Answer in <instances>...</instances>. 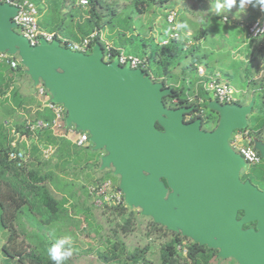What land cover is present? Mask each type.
<instances>
[{
  "label": "water",
  "instance_id": "95a60500",
  "mask_svg": "<svg viewBox=\"0 0 264 264\" xmlns=\"http://www.w3.org/2000/svg\"><path fill=\"white\" fill-rule=\"evenodd\" d=\"M16 11L0 2V53L17 56L33 85H43L63 107L65 125L86 132L94 151L104 150L100 171L113 168L126 206L217 250L221 259L264 264V192L240 180L246 165L229 145L232 134L247 127L254 99L246 106L210 102L218 123L202 130L201 119L185 123L195 107L166 108L163 98L172 88L144 70L105 63L98 42L90 54L57 40L32 46L15 32ZM254 149L264 161V144Z\"/></svg>",
  "mask_w": 264,
  "mask_h": 264
},
{
  "label": "trees",
  "instance_id": "16d2710c",
  "mask_svg": "<svg viewBox=\"0 0 264 264\" xmlns=\"http://www.w3.org/2000/svg\"><path fill=\"white\" fill-rule=\"evenodd\" d=\"M13 2H22L25 0H11ZM33 3L39 14V8L41 2L40 0H27ZM72 6H75V0H70ZM86 6H79V8H84L82 13H79L78 23L73 32L71 33V39H61L57 32L51 33L47 32L44 29L43 31L54 36V39L57 40L60 45L64 48L68 46L69 43H81L84 39L88 38L94 32L97 33V36L93 41L90 42L89 47L92 48L95 42H98L104 48L107 43L103 40L102 33L107 32L108 40L113 42L112 48L117 53L123 51L126 55H131L138 58H146L147 62L149 60L146 56V53L149 57L156 61V63L163 64V77H157L153 79V82H158L159 79L163 80L162 82L166 87H170L173 90V95L163 98V102L168 109H179L183 107H195V112L185 116V123L194 122L197 119L202 120V130L212 131L218 123V115L207 109V105L215 101L213 96H209V92L204 90L201 87L200 96L197 95V100L201 99V102L197 100H191L193 97L194 86L196 82V72L197 64L202 63L201 61L205 59L206 54L201 55L199 58L197 52L200 50V47H193L191 50L194 52V60L190 62L188 66L185 67L187 71L194 72L195 76H191L186 83L184 82L179 87H174L169 84L170 81V71L181 65L182 59L180 58L182 54L185 57L186 53L184 51L185 46L179 41L181 40V34L177 28L178 38L177 39H165L167 44L163 45L162 43L157 46L153 51H149V47L146 43V40L142 38L141 32L137 31L135 28H130L126 30L122 21L116 22L114 17L118 14L115 10V5H106L101 0H86ZM171 0H133L131 2L133 6V13L137 15H144L151 9L154 4L167 5ZM256 0H253L250 10L254 11L256 9V14L252 16L250 23L258 18L260 11L259 6L253 7ZM56 4H63L65 6V0H58ZM57 7V6H56ZM105 9L101 13L102 9ZM54 9V6H53ZM68 13L72 19V11ZM59 11V10H58ZM170 11H174L172 7L166 8L163 14V22L170 31V26L167 23V16ZM178 13V12H177ZM260 17V16H259ZM46 24H50V21H45ZM62 26H57L58 31L62 29ZM18 33V30H15ZM127 35H131L127 37ZM170 35V34H169ZM125 41V44L120 46L118 45L120 41ZM139 43V44H138ZM110 45V44H109ZM197 49V50H196ZM139 50L142 52L141 56H136L133 52ZM184 59V58H183ZM13 60L17 61L18 64L15 68H11L10 65H7L3 62H0V111L2 113L3 122H0V226L7 233L6 243L2 245L1 251L3 256L7 260L16 259L17 261L24 263L28 261L30 264H54L51 259H48L45 255H38L35 251L25 253L26 250L22 248L23 242L18 241L19 231V220L23 217L28 220L25 210L30 209L31 213L40 209L43 212L49 214L51 217L48 219V223L52 219L59 220L64 216H67V190L61 191L57 185L56 181H62L65 184V177L70 176L72 172L76 174L78 169H85L89 167V164L92 162L95 168L100 167V158L105 152L93 151V158L84 159L80 152L77 150L85 149L92 150L93 145L88 141L83 147H76L72 140L75 139V135H70L68 133V127L65 126L66 113L64 111L62 126L59 129L51 130H36L31 132L26 127L27 122H38V121H51L53 118L52 112L47 108L37 109L32 121H23L21 124L16 125L15 132L10 131L9 127H6L7 121L6 118L12 116L15 112V109L23 110L25 114H29V109H24V104L28 102V98L21 97L19 95L18 89L15 86V79L17 76L22 75L25 72V68L20 64V60L17 56H13ZM205 65V63H202ZM146 75L150 76L152 79L151 73L148 68L144 70ZM186 73V71H185ZM252 85L256 87L255 91L260 92L262 101L264 102V72L261 76L254 80ZM43 86V85H41ZM37 93V87L35 88ZM201 97V98H200ZM12 107L11 106V104ZM255 100L254 106L251 114L247 117V127L241 131H235L230 140L231 143L233 136L238 132H246L251 138V140H261L264 136V112L258 110L255 112ZM237 104H242L238 100ZM158 130H162L158 125H156ZM19 135L21 138L19 142H16V136ZM22 137L26 138H35L38 141L39 146L41 145H52L56 148L54 156L49 161L37 162L34 164L33 160H36L37 154L40 155L39 149L36 147L26 146L22 141ZM15 143V150H23L26 155V161L22 163L20 167L17 166L16 162L8 160V153L11 151V144ZM30 152V156H28ZM258 153V152H257ZM259 154V153H258ZM41 163V164H38ZM51 167V170L43 171L45 167ZM66 169V172L64 170ZM246 173H241L240 180L242 182L250 181V183H256L261 185L264 181V161L262 160L261 164L257 166H247ZM62 172V173H61ZM69 180V179H68ZM93 182L90 185H101L109 180H103L100 177L89 180ZM113 189H119L117 182H112ZM72 185L69 183L68 186ZM89 185V186H90ZM52 187L54 191L52 190ZM87 190V188H86ZM85 190V193L87 192ZM60 193V199L56 198V194ZM88 194V193H87ZM106 208L111 211H115L117 215L121 217L122 223L120 229L123 232H127L133 225L135 221V216L133 210H130L125 202H122L117 205L106 206ZM32 216L37 217L38 214H33ZM242 213L238 214L237 219H240ZM46 222V223H47ZM18 224V225H17ZM255 224H247L243 229L254 228ZM149 230L146 233V237L150 238L153 233L157 231H162L163 234H170L171 237L169 241L165 242L159 251V264H224L223 259L218 257V251L207 248L206 246H200L197 243H194L188 240L186 237L181 236L180 233H174L167 231L160 225L154 224L153 222L148 227ZM109 251L102 252L98 251V258L102 260L103 264H139L147 263L150 264V260L146 257V253L149 251L148 247H145L143 250L134 249L131 253H125L123 255L117 254L118 246L116 243L111 245ZM74 255V252H73ZM234 264H237L233 260ZM65 264H70L69 260L65 261Z\"/></svg>",
  "mask_w": 264,
  "mask_h": 264
},
{
  "label": "rangeland",
  "instance_id": "374dc122",
  "mask_svg": "<svg viewBox=\"0 0 264 264\" xmlns=\"http://www.w3.org/2000/svg\"><path fill=\"white\" fill-rule=\"evenodd\" d=\"M57 1L58 0H40L41 4L39 8L41 9L37 15V23L42 31L47 29L45 30L47 32H57L61 39L70 40L71 33L77 26L79 13H82L84 8H79L81 0H75V6H72L70 0H65V6L59 3L56 4L55 2ZM101 1L106 5H115V10L118 14L114 19H117L116 22L122 21L121 23L125 21L123 25L126 30L135 28L136 30H134V33H137V31L141 32V36L146 40L149 51H153L159 46V40L154 36L157 32L154 31V29H150L153 27L155 30L157 28L158 31L162 30L163 14L167 6L172 7L175 11L182 4L183 6L187 5V7L192 10H200V8H208L211 4L208 0H171L167 5L154 4L144 15H137L132 12L133 6L131 2L133 0ZM72 9L74 10L72 11L73 17L71 19L68 12ZM104 11L105 9L103 8L101 13ZM217 13L220 15L219 12ZM45 21H50V24L45 25ZM213 23L216 25L215 31L212 32L211 37H209V42L207 41L204 47L203 45L202 47L200 46V50L196 53L197 56L200 58L201 55L206 54L205 59L201 62L207 64L209 69H216L222 74L227 71L226 73H228V75L221 76V80L224 84L232 88L236 100L243 103L244 99L245 102L246 100L250 101L254 99L256 101L255 112L258 110L264 112V102L262 101L260 92L255 91L256 87L247 82L255 78V67L252 62H249L248 56L250 52L248 47L250 42L248 34L239 27L238 24L241 22L236 23L230 21L229 24H224L223 22L221 23L219 19L215 18ZM57 26H62L63 28L58 31ZM205 27L204 25V30L206 29ZM107 35V32L102 33L103 40L113 45V42L108 40ZM129 36L131 35H127V37ZM124 44L125 41L123 40L120 41L118 45L122 46ZM133 54L141 56L142 52L137 50L133 52ZM146 56L149 60L148 68L152 80L157 77L162 78L163 64L153 61L147 53ZM183 56L184 54L180 57L182 61H184ZM193 74L195 73L192 72V75ZM242 75L245 76L244 79ZM30 81V78L25 79L23 82L20 81L17 87L19 95L28 98V102L24 104V109L28 108L30 112L29 114H25L23 110L21 111L16 108L14 114L6 118L8 122L6 127L10 128L11 133L15 132L16 125L21 124L23 121H32L38 109L37 99L39 98L42 102V99L37 93H34L32 88L33 82L31 81V83ZM184 82L186 83V81ZM39 85L41 84L39 83ZM0 113L2 112L0 111ZM1 115L2 114H0V122H3L4 120ZM20 138L21 137L17 135L15 138L16 142H19ZM22 141L26 146L30 147V149L32 147L38 149L39 144L35 138H26L25 140L22 139ZM256 143L264 144V136H262L261 140H252L253 147ZM93 151V148L92 150H77L84 159H89V161L93 158ZM101 152H104V150H101ZM28 156H30V152ZM33 161L34 164H37L38 161L42 162V159L40 155L37 154L36 160ZM245 168L241 170L240 174L246 173L247 169ZM48 170H51L50 166L43 169V171ZM64 172H66V169ZM112 172V167L100 171L99 168L96 169L91 162L88 168L83 170L78 169L76 174L72 172L69 174L70 176L67 178L65 177L64 181H68L72 183V185L68 186V182V184H65L62 181H56V185L61 191L67 190V204L65 205L67 216H64L61 220L52 219L50 223H48L47 221L51 216L42 210L38 209L34 211V213H31L29 211L30 209L25 210L26 215H28L26 216L28 220L24 217L19 220L18 231L20 235L17 239L23 242L22 248L26 250L25 253L27 254L28 252L35 251L36 254L45 255L50 259L48 256L49 247L55 244L59 239L70 236L71 241L65 244V247H72L74 249V255L68 258L70 264H103L102 260H99L97 252L109 251L112 249L111 245L114 243L118 246L116 252L119 255L131 253L134 249L140 251L148 247L149 251L145 255L150 260V264H159L160 248L165 242L169 241L171 237L170 234H163V236L160 237L162 231H157V233H153L150 238H147L146 233L149 230L148 227H150L152 219L142 216L141 210L135 207H128L134 212V225L127 230V232H123L120 229L122 223L121 217L117 215L115 211H111L106 207L95 208L93 206L92 197L89 196L87 192L85 193L86 188L93 183L89 181L91 178L96 179L100 177L103 180L119 183V177L114 176ZM252 185L264 192V181L261 185H257L256 183H252ZM52 190L54 191L53 187ZM56 198L60 199V194H56ZM33 214H38V216L34 217L32 216ZM176 233L180 232L178 231ZM6 238L7 233L0 226V264H30L28 261L21 263L16 259L6 261L1 251L2 245L6 243ZM187 239L193 242L192 239ZM223 262L224 264H234L232 259H223Z\"/></svg>",
  "mask_w": 264,
  "mask_h": 264
},
{
  "label": "built area",
  "instance_id": "2783aa9c",
  "mask_svg": "<svg viewBox=\"0 0 264 264\" xmlns=\"http://www.w3.org/2000/svg\"><path fill=\"white\" fill-rule=\"evenodd\" d=\"M236 1L240 2V0ZM0 2L16 7V15L11 21L15 24V30H18V34L27 39L32 46L38 45L39 39H44L48 43H51L53 40H55L52 34L46 33L39 28L37 23L38 13L33 3L27 0L18 3L11 0H0ZM80 4L81 6H86L87 1L81 0ZM259 11L260 17L250 23L241 22L238 25L241 29L246 31L250 38H261L264 41V12L260 10V7ZM177 18V11L174 10L168 13L167 23L170 26L171 31L168 39L178 38L176 27ZM222 22L224 24H229L230 20L227 17H224L222 18ZM96 36L97 33L94 32L81 43L71 42L66 48L72 52L83 54L91 53L92 48L89 47V44L95 39ZM162 44H167V40L162 42ZM114 60H116L118 65L121 67L128 65L131 70H145L148 64L146 58H138L131 55H126L123 53V51L116 53L111 45L106 44V46L103 48V61L109 64ZM0 62L10 65L11 68H15L18 64L17 61L13 60V56L6 53H0ZM204 89L208 91L213 96L215 101L220 105L236 103L232 88L227 84L220 82L217 78L209 79V81L204 84ZM37 95L42 99V107L49 109L53 114V118L48 122H27V129H29L31 132H35L36 130L59 129L62 126L64 117L63 107L58 104H53L51 102L49 93L41 85L37 87ZM198 102H201V99H199ZM68 133L70 135H75V139L72 140V143L76 147H83L89 141V136L86 132H78L73 126L68 127ZM22 138L24 140L26 139V137ZM229 145L232 150L243 159L245 165L257 166L261 164L262 159L252 146V140L249 138L246 132H238L235 134ZM11 147L12 149L8 153V160L16 162L17 166L20 167L22 163L26 161L27 155L23 150L16 151L14 142L11 144ZM38 149L40 151L41 158L44 161H49L56 152V148L52 145H40L38 146ZM87 193L92 197L93 206L95 208H104L106 206L117 205L124 202L122 191L120 189H113L110 181H107L101 185L88 186Z\"/></svg>",
  "mask_w": 264,
  "mask_h": 264
},
{
  "label": "crops",
  "instance_id": "0c3cea01",
  "mask_svg": "<svg viewBox=\"0 0 264 264\" xmlns=\"http://www.w3.org/2000/svg\"><path fill=\"white\" fill-rule=\"evenodd\" d=\"M208 2L211 3L208 8H200V10H192L189 7H187V5L183 6L182 4L176 10L178 12V18H177L176 24L182 25V27L179 28V32L181 34V40L179 42L185 46L184 51L186 55L181 65L173 68L169 73L171 76L169 84L171 86L179 87L184 83V81H188V79L192 76V72L187 71V69H185V67L188 66L190 62L194 60L195 58L194 57L195 53L192 52L191 49L193 47L195 48L200 47V46L202 47V45L204 47L206 45V42L209 40V37H211L212 32L215 31L216 25L213 23L215 18L219 19L221 23H222L221 20L224 17H227L231 22H236V23L237 22H247V21H251L252 16H254L257 13L256 9H254V11L249 9L251 4L245 5L244 12L240 11L239 9L240 2L236 1V6H234L230 10L228 8H221L219 10L220 15H218L217 9L215 7L218 0H208ZM162 23L164 25V26L163 25L161 26L162 30L158 31V28L155 30V28L153 27L150 29V30L154 29V31L157 32V34L154 36L158 38L159 40L158 44L165 41V39L170 34V32H168L169 29L166 27L165 23L164 22ZM204 25L206 26L205 30H204ZM249 39H250V42H249L248 47H249L250 52L248 56H249V62H252L255 67V78L252 79L251 81L248 80L247 82H249V84H252L253 81L257 80L261 76V74L264 72V41L261 38H250L249 37ZM196 66L198 68L197 69L198 71L196 72V82L194 86L193 97H191V100H197L196 96L197 95L200 96L201 87L204 89V84L207 83L209 79L217 78L220 82L223 83V81L221 80V76L228 75V73H226L227 71L224 74H222L218 72L216 69H209V66L207 64L204 65L202 63H199ZM242 77L243 79L245 78V76L243 75ZM25 79H29L25 72L22 75L17 76L15 79L16 88L18 87L19 82L20 81L23 82L25 81ZM162 81L163 80L159 79L158 82H162ZM36 87L33 86L32 84V88L34 92L36 90L35 89ZM208 95L211 96L210 93ZM37 100H38V110H40L42 108V102L39 98ZM248 103L249 101L246 100L245 102V99H244V102L242 103V105L246 106L248 105ZM103 155L105 154H102V156ZM99 170H100V167H99Z\"/></svg>",
  "mask_w": 264,
  "mask_h": 264
},
{
  "label": "clouds",
  "instance_id": "9594fccd",
  "mask_svg": "<svg viewBox=\"0 0 264 264\" xmlns=\"http://www.w3.org/2000/svg\"><path fill=\"white\" fill-rule=\"evenodd\" d=\"M253 0H240L239 9L244 12L245 5L251 4ZM236 6V0H218L215 7L217 12L221 8H228L229 10ZM260 7V10L264 12V0H256L253 7ZM222 21V20H221ZM178 29L182 27V25L176 26ZM71 241L70 236H66L63 239H59L55 244H53L48 249V256L54 262V264H65V261L73 255L74 249L72 247H65V244Z\"/></svg>",
  "mask_w": 264,
  "mask_h": 264
},
{
  "label": "flooded vegetation",
  "instance_id": "af4514ba",
  "mask_svg": "<svg viewBox=\"0 0 264 264\" xmlns=\"http://www.w3.org/2000/svg\"><path fill=\"white\" fill-rule=\"evenodd\" d=\"M194 113H196L195 110H194ZM196 114H197V113H196Z\"/></svg>",
  "mask_w": 264,
  "mask_h": 264
}]
</instances>
